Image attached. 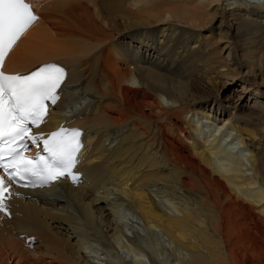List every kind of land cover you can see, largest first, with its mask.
I'll return each instance as SVG.
<instances>
[{"label": "bare ground", "instance_id": "1", "mask_svg": "<svg viewBox=\"0 0 264 264\" xmlns=\"http://www.w3.org/2000/svg\"><path fill=\"white\" fill-rule=\"evenodd\" d=\"M31 2L39 17L5 69L53 60L67 69L65 86L94 97L74 119V95L62 94L42 126L82 128L83 183L14 191L10 218L0 217V264H117L105 255L117 250L160 264L159 246H144L137 229L168 237L172 264H264V0ZM217 21L213 45L200 31ZM223 76L239 77L248 105L193 92V79ZM120 126L106 147L107 129ZM50 220L67 232L64 244ZM19 233L35 237L31 249Z\"/></svg>", "mask_w": 264, "mask_h": 264}, {"label": "rangeland", "instance_id": "2", "mask_svg": "<svg viewBox=\"0 0 264 264\" xmlns=\"http://www.w3.org/2000/svg\"><path fill=\"white\" fill-rule=\"evenodd\" d=\"M253 2V3H260L261 2V0H244V2ZM219 23H218V21H217V23H212V26L211 25H208L207 26V30L205 29V30H202V31H200V33L202 34V35H206L207 36V39L209 40V42L210 43H212L213 45H214V43H215V39L218 37V35L219 34H217L216 33V31L218 30V25ZM181 25H184V24H181ZM207 25V24H206ZM199 29L198 28H195V32L196 31H198ZM206 31V32H205ZM204 35V36H205ZM215 35V36H214ZM212 39V40H211ZM216 49H217V47H215ZM217 56V55H216ZM222 57H224V55H222V54H220L219 55V58L221 59V60H223L222 59ZM56 59V58H55ZM59 60H61V58H58ZM232 67V66H231ZM262 69V68H261ZM229 73H231V75H232V73L233 72H229ZM195 78V77H194ZM239 77L237 76V77H229V76H223V77H220L219 78V80H217L218 82L216 83V84H208V83H206V82H200V81H198L197 79H193L195 82L193 83L194 84V87H193V92H195V94H197V95H200V96H203L204 98H207L208 100L207 101H209V102H214V101H221L222 103H229L230 101V103H233L234 101H238L239 103H240V105H241V107L243 106V105H248V103H250V99H249V95H246V96H244V98L242 97V94H243V91H242V89H241V82H240V79H238ZM74 82H69V85H71V84H73ZM76 85H77V87H76ZM75 86V87H74ZM83 86V85H82ZM254 86H255V84H254ZM72 87H74V88H76L75 90H73V91H75V92H77V91H79V89H81V87H80V85L78 84V82H77V84H73V86ZM72 87H70V88H72ZM79 87V88H78ZM258 87H261V86H258ZM70 88H67L66 90H70ZM73 91H69V92H72L73 93V98H77L78 99V97L76 96V94H75V92H73ZM79 94H81L80 95V98L78 99L79 100V102L81 103L80 104V106L79 107H82L83 105H84V103L87 101V99H89V97L87 96V95H85V93L84 92H82V93H80V91L78 92ZM79 94H77V95H79ZM85 95V96H84ZM263 100H264V98H263ZM229 101V102H228ZM75 105H78L77 103L75 104ZM243 108V107H242ZM78 119H80V118H82L81 116H78L77 117ZM120 128L121 127H118L117 129H116V135H117V132L120 130ZM119 129V130H118ZM118 130V131H117ZM225 130V129H224ZM109 131L110 130H108V134H109ZM115 132V130L112 132V131H110V134L112 133V135L110 136V137H108L106 140H107V142H106V140L104 141V144L106 145V146H109L110 144H111V142H109V140L112 138V136H113V133ZM223 132V131H222ZM222 132H220V134L222 133ZM224 133H225V131H224ZM107 134V135H108ZM223 134V133H222ZM115 136V135H114ZM237 136V135H236ZM229 137H230V139H229ZM228 137V139L230 140V141H227L226 142V144H227V147H231L232 146V144H236V142H235V140H233V141H231L232 139H234V137L232 138V134H230V136ZM110 138V139H109ZM227 139V140H228ZM112 140V139H111ZM115 140L116 139H113V142H115ZM231 142H233V143H231ZM107 143V144H106ZM239 148H241V147H239ZM241 149H243V147L241 148ZM240 149V150H241ZM129 211L127 210V209H121V214L122 215H124V214H127ZM120 213V212H119ZM120 214V215H121ZM237 215H239L240 217H241V215H240V213H236ZM49 223H50V228H51V230H52V235L54 236V239L57 237V240H59L62 244H64L63 242H64V240H67L66 239V233L67 232H65L62 228H54V226H55V224L56 223H54V222H52L51 220L49 221ZM245 226V225H244ZM243 225H240V226H236V228H245ZM139 228V227H138ZM59 230V231H58ZM126 230V234L127 233H129V235H131V233L129 232V230L128 229H124V231ZM138 230V232H139V234L142 236L141 238V240H142V242H143V244H144V246H146V245H148V246H150V247H152V246H156V247H158L157 249V253L156 254H154L155 256H154V258H155V260H158V258H159V262H160V264H172V263H174L176 260H179L178 259V255H179V253H175V251H173V248H172V244L170 243V241H169V239H168V237H166L165 235H163V234H160V233H157V232H146V231H142L141 229H137ZM141 231H142V233H141ZM242 231H243V234H241V236H243L244 238H249V239H251L252 238V234H253V232H251V234L249 233V231H252L251 229H246V230H243L242 229ZM51 232V231H50ZM61 233L60 235H59V233ZM58 233V234H57ZM64 233V234H63ZM151 233V234H150ZM245 233V234H244ZM249 233V234H248ZM150 234V235H149ZM56 235V236H55ZM245 235V236H244ZM252 235V236H251ZM150 236V237H149ZM60 237V238H59ZM61 239V240H60ZM150 239V240H149ZM163 239V240H162ZM151 243H150V242ZM164 241V242H163ZM163 244V245H162ZM101 245V244H100ZM158 245V246H157ZM161 246V247H160ZM164 247V248H163ZM169 249H170V251H169ZM167 251V252H166ZM117 252H118V254H116V252L114 251H111V252H105V255L107 256V258H109V259H111V260H114L115 262H117V264L119 263V264H121V262H122V264H132L133 262H131L130 261V256H129V251H127L126 252V250L125 251H123V250H117ZM121 253V254H120ZM127 253V254H126ZM264 253V252H263ZM119 255V256H118ZM121 256V257H120ZM186 256L187 255H185V259H186ZM111 257V258H110ZM114 257V258H113ZM121 260V261H119L118 260V258ZM123 257V258H122ZM179 257H181V256H179ZM263 257H264V254H263ZM126 259V260H125ZM166 259V260H165ZM169 259V260H168ZM185 259H184V261H185ZM10 260H12V262L15 260V258L12 256L11 257V259ZM123 260V261H122ZM167 262V263H166ZM134 264V263H133ZM144 264H150L148 261H147V259H145V261H144Z\"/></svg>", "mask_w": 264, "mask_h": 264}]
</instances>
